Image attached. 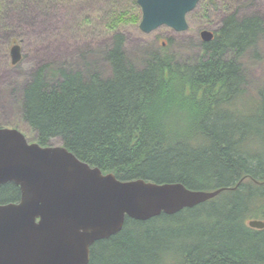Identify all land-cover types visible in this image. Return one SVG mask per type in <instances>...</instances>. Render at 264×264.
Wrapping results in <instances>:
<instances>
[{
  "label": "trees",
  "instance_id": "obj_1",
  "mask_svg": "<svg viewBox=\"0 0 264 264\" xmlns=\"http://www.w3.org/2000/svg\"><path fill=\"white\" fill-rule=\"evenodd\" d=\"M134 6L107 24L109 76L90 64L40 67L22 88L11 126L27 124L43 146L59 139L122 180L223 189L175 214L126 217L121 231L92 245L88 264H264V228L249 226L264 220V86L248 93L243 61L249 50L259 54L264 18L226 10L195 54L162 43L137 67L121 29L141 21L137 0ZM20 196L15 183L0 185V204Z\"/></svg>",
  "mask_w": 264,
  "mask_h": 264
},
{
  "label": "water",
  "instance_id": "obj_2",
  "mask_svg": "<svg viewBox=\"0 0 264 264\" xmlns=\"http://www.w3.org/2000/svg\"><path fill=\"white\" fill-rule=\"evenodd\" d=\"M201 0H137L140 29L189 28L187 15ZM203 41L214 31L202 30ZM19 43L11 63L22 61ZM13 182L21 196L0 204V264H88L92 245L118 233L126 217L148 220L175 214L216 197L223 189L193 190L181 182L122 180L81 161L64 145L30 142L17 128L0 127V185ZM249 226L264 228V220Z\"/></svg>",
  "mask_w": 264,
  "mask_h": 264
},
{
  "label": "rangeland",
  "instance_id": "obj_3",
  "mask_svg": "<svg viewBox=\"0 0 264 264\" xmlns=\"http://www.w3.org/2000/svg\"><path fill=\"white\" fill-rule=\"evenodd\" d=\"M205 1V0H204ZM202 2L187 15L188 30L177 32L162 25L150 33L143 32L139 23L122 27L126 36V52L130 61L142 65L146 51L158 49L162 43L179 55H193L200 48L202 30L216 31L226 10L264 18V0H213ZM0 13V126L12 127L19 117L18 99L22 88L33 73L44 65L85 68L96 67L106 76L110 65L103 59L104 48L110 44L107 24L114 13L132 15L134 0H2ZM205 4V5H204ZM207 7V16H203ZM139 6V5H138ZM135 7V6H134ZM140 7V6H139ZM201 12V13H200ZM88 18V21L85 20ZM90 22V23H89ZM22 47V61L11 63V47ZM259 54L249 50L244 58L248 77V93L256 95L264 86V35L258 45ZM20 130L30 142L36 135L27 124ZM53 139L50 145H60Z\"/></svg>",
  "mask_w": 264,
  "mask_h": 264
}]
</instances>
